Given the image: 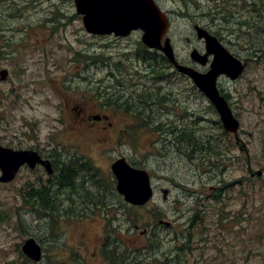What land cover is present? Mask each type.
<instances>
[{"label": "rangeland", "instance_id": "1", "mask_svg": "<svg viewBox=\"0 0 264 264\" xmlns=\"http://www.w3.org/2000/svg\"><path fill=\"white\" fill-rule=\"evenodd\" d=\"M157 1L172 12L171 37L176 35L172 41L180 60L188 59L193 49L204 51L205 45L185 41L191 21L184 19V11L177 13L179 7H219L222 13L191 10L200 23L219 27L237 23L226 7H252L251 0ZM259 25L247 40H234V35L219 39L247 64L239 80H221L241 124L236 139L217 126L221 121L210 101L187 78L174 75L172 68H164L163 77L156 81L154 76L153 81L142 80L144 89H131L126 81L135 72L144 73L139 59L154 66L151 60L138 57L139 35L128 39L91 35L73 2L0 0V72L8 71L6 80H0V147L44 155L57 144L63 147L75 115L72 110L83 99L89 101V108L95 105L98 112L113 117L121 133L119 138L112 135V143L101 150L90 141L86 152L93 162L83 160L94 168L92 173L99 172L108 191L106 202H101L105 211H91L92 206L81 209L79 202L68 207L60 196L51 217L50 211L26 198L32 186L27 181H34L41 171L26 168L14 182L0 183V264H36L22 256V246L30 238L44 248L43 264H132L135 247L142 242L174 253L170 264H264V58L251 57V45L264 43L263 18ZM116 86L123 90L118 93ZM103 91L109 95L101 97ZM130 92L148 96L137 111L152 120L150 126L141 127L138 119L114 106L127 102L125 94L128 97ZM115 96L118 100L112 99ZM146 102L154 104L149 107ZM106 103L111 106L105 107ZM186 133L193 135L198 147L186 149ZM215 136L227 153L222 170L210 169L199 148ZM121 157L149 173L158 187L152 202L140 207L128 204L117 192V184L116 195L110 193V164ZM223 178L244 180L225 189V200L218 204L213 194L221 185L215 180ZM161 188L170 190L167 201ZM196 207L205 208L207 216L198 219L205 225L197 221L190 236L187 229L193 225ZM224 208L226 215L218 217ZM160 220L173 227L159 224ZM143 231L146 236L141 238ZM103 239L110 243L106 259L99 248Z\"/></svg>", "mask_w": 264, "mask_h": 264}, {"label": "flooded vegetation", "instance_id": "2", "mask_svg": "<svg viewBox=\"0 0 264 264\" xmlns=\"http://www.w3.org/2000/svg\"><path fill=\"white\" fill-rule=\"evenodd\" d=\"M155 1L158 7L164 12V14H166V16L169 19V29L167 31L166 36L163 38L162 43L164 44L166 40H169L170 43L173 45L174 42L172 40L176 35L172 34L171 37L172 27L174 26L171 17L172 12L166 11L157 0ZM218 8L219 7H179V9H177V13H179L180 11H184L182 16L184 17L185 20L189 19L191 21L188 22L189 30H190V32L188 33L189 35L184 36V39L188 44H192L194 40H198L199 42L204 43L205 45L208 37H214L219 40L220 38L233 36V35L236 37V39L234 40L241 39L242 37H245V40H247L248 36L251 38V35H249L251 33V30L253 28L254 29L257 28V26L260 27L259 24L262 18L264 19V7H226L230 9L231 11L230 16L233 20H236L237 23L230 27H223V25H221L222 27H219L215 23L214 24L208 23L206 25L204 23H200L199 18L193 16L191 12L192 9L197 11H204L205 9L207 10L213 9L216 10V13H222V11L219 10ZM241 11L244 12L241 13ZM199 15L206 16L203 13ZM211 29H214L215 31H212ZM143 34L144 33L142 30H137L132 32L127 37L116 36V35H110L104 37H110L113 39H128L134 35H139L141 37V43L143 44L142 42ZM200 34L204 35V38H200ZM261 41H264V39ZM173 48L175 51L177 62L180 65L186 66L188 68H192L202 74H206L209 71L211 62L213 60V56H210L208 58L207 64L203 66L199 63L192 61L191 56H189V58L187 57L188 59L180 60L178 58V54L176 53L174 45ZM194 50L198 51L202 55L206 54V46L204 51L193 49V51ZM149 51L152 52L151 50ZM138 62L140 63L141 68L144 70V73L142 74L140 71L135 72L134 74H132L133 77H131L129 81H126L132 84L131 89H138L140 87H143L144 89L145 87L141 82L142 80L153 81L152 63L150 62L145 63L144 61H140V59ZM170 68L173 69L174 75H176L179 78L180 77L187 78L191 82L192 86L198 90V88L194 86L193 82L188 76L180 74L173 66ZM116 79L117 80L120 79L121 81L125 80V78H121L119 76H116ZM222 79H228V78L222 77L218 82V88L221 94L225 96L224 90L221 89ZM116 89L118 93L119 90H123V89H119L118 86H116ZM133 94L135 93L130 92V96ZM108 95L109 93H107V91L105 92L103 91L101 93V97H106ZM126 96L127 94H125V97ZM81 102H83L81 103V105H79L78 107H76L77 105H75L72 110V112L75 113V115L72 116V123L70 127L67 128V131L70 132V134H68V137L66 138L67 143L63 145V147H61L60 144H57L58 147H54L52 151H48V153L45 155L36 151L44 161H49L51 163L52 169L50 168L48 170L45 165L38 164L34 169H31L29 166L25 165L20 170L21 172L22 170L28 168L29 170L35 173L41 171L42 175L46 177L45 179V177H43L41 174L38 173L34 181L32 180L27 181L28 183H31L32 186L28 190L26 198L27 199L32 198L37 202L38 206L43 207L47 211H50L51 217H53L56 211V203L59 201L60 196H62V199H65L69 203L68 207H70V205H72L73 203L79 202L83 204L81 209L87 210L89 206H92L93 209L91 211L100 212L101 210L102 211L107 210L106 206L102 207L101 209L102 206L101 202L103 201L106 202L105 197L107 196L104 194L105 192L108 191H106V189L104 188L102 180L99 179L100 178L99 172L92 173L94 168L89 167L87 163L83 162V160L90 159V157L87 155L86 152V149H89L88 144L90 141L94 140V144L101 150L103 148L108 147L110 143H112V137H111L112 135L116 136V138H119L121 137V133L119 132V130H117V128H115L114 123L112 121L113 117L106 114L104 111L101 113L98 112L99 110L97 109L100 108L95 105L89 108L88 106L90 105V103L87 99H83L81 100ZM141 103H143V100L141 101ZM108 105L109 104L106 103L105 107H107ZM110 106L111 105H109V107ZM142 108L144 109L146 108V106L143 105ZM118 109L121 110L120 113H123L124 115L127 116L123 108H118ZM129 115L133 116L132 114ZM63 156H67V159L65 160L64 158H62ZM87 160L86 162H88ZM117 160L118 159L113 160L112 163L110 164L111 177L108 178V180L111 182L110 193L114 195H116L115 185L117 184V182L112 172V165ZM130 165L133 166L132 164ZM92 183L93 186H91ZM152 186L154 189V193L156 192L158 193V187L155 185L154 181H152ZM164 190H168V196L165 198L163 195L164 201H167L169 198L170 190L161 188L160 192L162 193ZM122 198L123 197L121 196V199ZM108 210L109 212H112L113 208L112 209L108 208ZM159 224L165 225L169 229L173 227L172 223L164 220H160ZM194 227L195 226H192V229H194ZM111 234L112 232L108 227L107 235L111 236ZM140 236H142L141 238L146 236V231H143L140 234ZM141 246L142 249H140ZM41 248H42V254L44 256V248L42 246ZM99 248L103 254V257L106 256L105 251L109 250L110 248L109 241L108 240L105 241V239H103ZM134 251L135 252H133L132 255L133 258L132 264H170V262L172 261L171 256L172 254H174V253L171 254V252L169 253L162 252L161 249L158 248V246L157 247H155L154 245L149 246L144 242L141 243L139 248L135 247ZM22 256L30 263L33 262L32 260L27 258V256L24 253L22 254ZM43 256H42V260L36 264H43V260H44ZM180 256H181L180 254L177 255L179 260L181 258Z\"/></svg>", "mask_w": 264, "mask_h": 264}, {"label": "water", "instance_id": "3", "mask_svg": "<svg viewBox=\"0 0 264 264\" xmlns=\"http://www.w3.org/2000/svg\"><path fill=\"white\" fill-rule=\"evenodd\" d=\"M61 1L74 3L77 14L82 17L85 31L91 35L127 37L134 31L142 30L143 44L149 49L162 52L179 73L188 76L215 107L224 130L234 134L238 139L240 121L221 94L218 81L223 76L231 81L239 80L246 70V63L234 56L218 39L207 38L205 55L196 50L190 54L192 61L203 66L207 64L208 58L213 56L209 71L202 74L177 62L169 40L162 43L169 29V19L155 0ZM200 38H204V35L200 34ZM7 76L8 71L0 72L1 81H5ZM38 164L45 165L48 170L51 168V163L44 161L36 151L0 147V183H12L23 166L27 165L34 169ZM112 172L117 180V191L128 204L140 207L153 199L154 190L146 170L135 168L125 158H121L112 165ZM257 174L262 175L261 172ZM162 193L165 198L168 196V190ZM22 251L35 263L42 260V248L32 238L26 240Z\"/></svg>", "mask_w": 264, "mask_h": 264}, {"label": "trees", "instance_id": "4", "mask_svg": "<svg viewBox=\"0 0 264 264\" xmlns=\"http://www.w3.org/2000/svg\"><path fill=\"white\" fill-rule=\"evenodd\" d=\"M255 5L264 7V0H252V7H255ZM251 46H252L251 48H252V51L254 54V56H251V57H254L257 60L264 58V43L259 44L257 47L254 45H251ZM140 48H141V51L138 52V57H144L147 60H151L154 64L153 76H154L155 81L160 79L161 77H163L162 75H163V69L164 68L168 69V68L172 67V66H170L169 61L167 60V58L163 54L158 53L157 51H156V53H152L143 44H140ZM250 59H252V58H250ZM247 62H248V60H247ZM155 89H157V87ZM125 98H126L127 102L121 104V106H119V105H114V106L115 107L117 106L118 108H123V110L125 111V113L127 115L132 114L136 119H138V123L141 125V127H142V125L150 126V123L152 120H149L148 117H145V116L143 117L141 115V112L137 111L139 106H140L141 101L142 100L146 101L148 96L145 95L144 93L140 92V93H136V94H133V95L125 97ZM149 98H151V97H149ZM112 99L118 100L117 96H115ZM226 99H227V97H226ZM146 104L150 107L154 103L151 104V103L146 102ZM216 124L219 128H221V130H224L223 127L221 126L220 122H218ZM218 139L219 138L217 136L212 137L207 142L202 144V146H200L199 148H200L201 153H202L201 154L202 159H205L204 161H207L205 164L209 165L210 169H212V168L217 169L218 168V169L222 170V168L225 166L224 157L227 156V153L219 147ZM184 141L186 142V146H187L186 149L187 150L198 145L196 143V139L193 137V135L190 136L187 133H186V139ZM199 148H197V149H199ZM250 171H251V169H250ZM248 179L252 180L251 178H248ZM243 180L244 179L231 182V181H228L224 178L218 179V180L216 179L215 181L219 182L218 184L221 186H219V188H217V190H216V193L213 194V199L215 201H217L218 204H223V202L225 200L224 196H226L225 189L233 188V187L235 188L237 186H240L241 185L240 182L243 183ZM193 212L195 214V218H194V220L191 219V221L192 222L194 221L195 223L193 222V225H191V227H189L187 229V232H189L190 236H191L192 226H194L197 223V221H200L198 219L201 216H204V217L207 216V214L205 212V208H204V210H201V208L196 207V208H194ZM224 215H226L225 208L222 209L220 214L219 213L217 214L218 217L224 216ZM220 219H226V217H221ZM200 224L202 226L205 225L202 221H200ZM191 240L192 239L189 237L188 243L191 242ZM107 253H109V250L105 251V255Z\"/></svg>", "mask_w": 264, "mask_h": 264}, {"label": "bare ground", "instance_id": "5", "mask_svg": "<svg viewBox=\"0 0 264 264\" xmlns=\"http://www.w3.org/2000/svg\"><path fill=\"white\" fill-rule=\"evenodd\" d=\"M139 169V168H138ZM52 172V171H51ZM149 174V173H148ZM150 176V175H149ZM151 178V177H150ZM151 184H152V181H151ZM152 188H153V186H152Z\"/></svg>", "mask_w": 264, "mask_h": 264}]
</instances>
